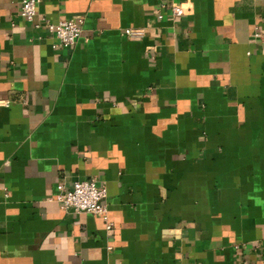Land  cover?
<instances>
[{"label":"crops","instance_id":"obj_1","mask_svg":"<svg viewBox=\"0 0 264 264\" xmlns=\"http://www.w3.org/2000/svg\"><path fill=\"white\" fill-rule=\"evenodd\" d=\"M78 18L0 0V264H264V0L37 8ZM89 179L109 232L56 201Z\"/></svg>","mask_w":264,"mask_h":264},{"label":"built area","instance_id":"obj_2","mask_svg":"<svg viewBox=\"0 0 264 264\" xmlns=\"http://www.w3.org/2000/svg\"><path fill=\"white\" fill-rule=\"evenodd\" d=\"M20 16L27 22L34 23L35 28H43L54 38L56 48H69L76 44L81 35L83 19L64 20L52 24L47 20H37V8L40 0H18ZM173 16H181L183 9L178 6L171 8ZM122 36L128 39H141L144 36L143 29L127 28L122 30ZM258 35L255 34V37ZM7 105V103H3ZM107 189L95 179L76 181L70 189L60 192L56 201L62 210L73 214H90L100 217L106 231H111L112 224L108 220L105 200Z\"/></svg>","mask_w":264,"mask_h":264}]
</instances>
